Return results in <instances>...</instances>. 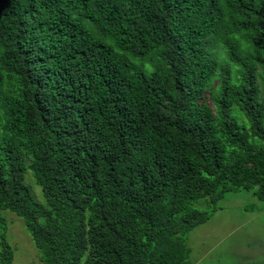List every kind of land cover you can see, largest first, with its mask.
Returning <instances> with one entry per match:
<instances>
[{
  "label": "trees",
  "instance_id": "trees-1",
  "mask_svg": "<svg viewBox=\"0 0 264 264\" xmlns=\"http://www.w3.org/2000/svg\"><path fill=\"white\" fill-rule=\"evenodd\" d=\"M241 190L264 201V0H0V211L41 262L191 264L196 202Z\"/></svg>",
  "mask_w": 264,
  "mask_h": 264
},
{
  "label": "rangeland",
  "instance_id": "rangeland-1",
  "mask_svg": "<svg viewBox=\"0 0 264 264\" xmlns=\"http://www.w3.org/2000/svg\"><path fill=\"white\" fill-rule=\"evenodd\" d=\"M26 181L35 199L44 203L42 189L30 171ZM196 207L212 215L187 235L191 264H264V201L241 190L226 193L216 203L201 199ZM0 215L9 225L13 264H44L22 219L8 211H0Z\"/></svg>",
  "mask_w": 264,
  "mask_h": 264
}]
</instances>
